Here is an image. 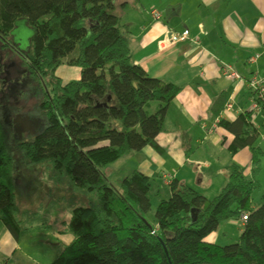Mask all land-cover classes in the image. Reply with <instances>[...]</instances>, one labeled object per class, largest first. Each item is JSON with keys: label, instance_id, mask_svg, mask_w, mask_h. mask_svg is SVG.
Listing matches in <instances>:
<instances>
[{"label": "trees", "instance_id": "1", "mask_svg": "<svg viewBox=\"0 0 264 264\" xmlns=\"http://www.w3.org/2000/svg\"><path fill=\"white\" fill-rule=\"evenodd\" d=\"M125 1L0 0V31L9 34L19 18L33 28L28 58L48 88L46 125L18 147L29 162L50 159L94 198L72 208L66 224L73 239L49 264H264V195L252 206L259 182L241 167L228 166L227 181L212 198L173 179L151 221L149 178L134 169L116 186L102 170L145 145L158 147L156 136L179 89L133 62L127 28L115 12ZM61 63L79 66V78L61 83L54 73ZM152 101L156 108L149 112ZM223 124L234 132L232 151L256 138L242 116ZM257 166L253 154L254 173ZM12 168L0 119V218L17 237ZM243 212L247 219L235 241L205 239Z\"/></svg>", "mask_w": 264, "mask_h": 264}, {"label": "crops", "instance_id": "2", "mask_svg": "<svg viewBox=\"0 0 264 264\" xmlns=\"http://www.w3.org/2000/svg\"><path fill=\"white\" fill-rule=\"evenodd\" d=\"M119 3L115 12L127 28L133 62L149 75L172 82L179 89L167 106L156 136L158 147L145 145L107 166L121 171L118 180L134 169L145 174L150 180V200L157 204L161 198L169 197L173 179L207 198L214 197L227 181L228 166L234 164L259 182L256 190L261 191L262 199L264 112L251 113L246 79L253 74L264 78V0H126L122 6ZM151 8L161 12L160 19L151 17ZM168 30H187L190 39L161 46ZM254 54L257 56L250 59ZM224 63L237 70L242 79L225 76ZM54 73L67 82L79 78L80 67L61 63ZM226 102L231 103L230 109H224ZM146 108L154 111L156 102ZM238 116L244 117L256 138L251 146L232 151L234 132L223 121ZM253 154L258 159L255 173ZM232 227L238 237L243 222L239 218L222 221L205 239L224 240ZM56 230L53 242L41 241L51 250L34 255L21 246L4 224L0 230V262L49 264L73 239L69 230Z\"/></svg>", "mask_w": 264, "mask_h": 264}, {"label": "rangeland", "instance_id": "3", "mask_svg": "<svg viewBox=\"0 0 264 264\" xmlns=\"http://www.w3.org/2000/svg\"><path fill=\"white\" fill-rule=\"evenodd\" d=\"M33 32V28L26 23L25 18L17 19L11 31L19 46L29 50ZM58 70L60 72L61 67ZM44 78L47 81L46 77ZM45 81L44 84H46ZM65 82V80L61 81V83ZM0 119H3L2 110H0ZM8 127V125L4 126V132L13 157L11 182L14 191V215L18 220L17 238L23 248L36 255L37 252L43 253L44 250H51L52 247H46L41 241L53 242L52 237L55 235L56 229L69 230L66 223L71 216L73 207L87 205L94 198L84 189L75 186L68 174L56 171L50 159L36 163L26 160L18 147V142L28 136L15 137ZM108 166L102 170L108 181L118 186L120 180L117 177L121 171ZM260 200L261 191L254 190L252 205H257ZM151 202V208L147 213V218L150 221L156 207L153 199ZM3 228L4 224L0 218V230ZM234 228L228 230L225 239L217 240V243L225 244L235 241L238 237ZM0 258L2 259V257Z\"/></svg>", "mask_w": 264, "mask_h": 264}, {"label": "flooded vegetation", "instance_id": "4", "mask_svg": "<svg viewBox=\"0 0 264 264\" xmlns=\"http://www.w3.org/2000/svg\"><path fill=\"white\" fill-rule=\"evenodd\" d=\"M11 31L9 34L0 31L1 123L3 128L8 125L15 137L21 138L40 133L46 125L44 105L48 88L44 76L31 65L29 49L21 48ZM26 117L37 119V125L32 128L25 124Z\"/></svg>", "mask_w": 264, "mask_h": 264}, {"label": "built area", "instance_id": "5", "mask_svg": "<svg viewBox=\"0 0 264 264\" xmlns=\"http://www.w3.org/2000/svg\"><path fill=\"white\" fill-rule=\"evenodd\" d=\"M149 14L153 19H160L161 12L156 8H151L149 10ZM190 39L189 32L187 30H182L180 32H176L173 30H168L164 39L160 41L161 46H167L169 44H173L179 40ZM257 54H254L250 57V59H254ZM222 73L232 79H242L241 74L235 70L230 64L224 63L222 65ZM246 85L248 87V91L250 94L251 106L250 111L251 113L257 114L261 111L264 112V78L257 76L255 74L249 76L246 79ZM231 103L226 102L224 104V109H230ZM241 221L247 219V212H243L239 218ZM0 264H4L0 262Z\"/></svg>", "mask_w": 264, "mask_h": 264}, {"label": "water", "instance_id": "6", "mask_svg": "<svg viewBox=\"0 0 264 264\" xmlns=\"http://www.w3.org/2000/svg\"><path fill=\"white\" fill-rule=\"evenodd\" d=\"M25 124L31 125L32 128H34L37 125V119H28L27 117L25 118Z\"/></svg>", "mask_w": 264, "mask_h": 264}]
</instances>
